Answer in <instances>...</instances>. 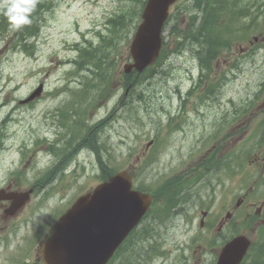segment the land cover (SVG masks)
<instances>
[{
	"label": "rangeland",
	"instance_id": "obj_1",
	"mask_svg": "<svg viewBox=\"0 0 264 264\" xmlns=\"http://www.w3.org/2000/svg\"><path fill=\"white\" fill-rule=\"evenodd\" d=\"M262 1L258 2L257 7V11H261L258 24L246 30L248 19L234 23L241 33L246 31L247 35L234 41L230 53L219 57L212 72L204 71L210 75V79L205 80L208 83L202 89L207 91L210 84L215 88L225 77L220 99L224 104L232 100L236 108H247L249 105L257 108L258 102L264 100ZM8 2L0 0V8ZM125 4L130 9L132 5L139 6L137 1L132 0H53L52 5L42 9L44 15L39 34L27 40L28 49L22 48L17 41L20 28L9 25L3 34L0 33V103H5V107L0 109V118L10 114V134L18 142L26 140V158L36 149V158L40 161L23 166L26 172L20 177L28 178L21 183L22 187L30 188L48 169V165L56 161L52 153L46 156L47 143L39 139L45 137L53 142L63 138L59 144L63 146L66 140L73 137L80 120L82 125L75 142L78 143L87 134L96 136L106 163L117 169L132 168L136 185L148 186V183L153 184L161 178L157 177L159 174L178 173L184 167L185 158L194 156L197 151L196 140L194 137L185 138L177 130L178 125L193 131L198 127V133L203 137L212 135L203 129L204 125L211 126L212 117H202L203 123L190 113L186 120L188 123L184 124L181 98L197 79L196 72L200 71V65L191 50L170 53L158 65L162 73L133 88L132 94L120 106L119 100L124 92L120 81L124 76L123 65L129 60L134 22L121 40L117 56L110 57V61L115 59V65L111 66L107 81L103 84L94 81L95 84L91 85L93 80L89 78L93 76H90V71L86 68L79 70L72 62L77 56L76 47L89 44V41L96 43L100 39L99 32L108 31L105 25L108 17ZM187 5H190L188 0H179L171 8L173 15L177 11L180 13L178 27L186 24L188 13H182L180 7ZM173 25L172 18L164 35L165 40L171 42L168 46L170 51L175 48L170 32ZM255 36L258 38L255 39ZM192 71L195 75H191ZM233 73L235 75L232 76ZM40 83L45 84L44 95L36 102L19 105V100L26 98ZM199 91L200 88L196 92ZM136 93H141L143 98L137 99ZM198 94L192 95L191 99L196 98L197 102H188V110L200 109L202 115H214L217 110L201 102ZM61 109V115H67L68 112L67 126L61 125L57 119ZM217 136L222 138V135ZM150 140H154V144L148 151L146 146ZM40 148L44 151H40ZM147 152L148 156L145 157ZM151 155L152 160H149ZM33 174L35 177L29 179ZM100 176L96 154L90 149H83L69 165L68 179L64 180L58 174L50 186L43 185L38 189L24 212L10 221H3L5 227L0 226V264L31 263L34 245L65 209L63 205L70 202L72 197L76 199L80 193L93 188L100 182ZM167 221L164 231H160L165 251L162 258H155L145 264H178L182 259L179 255L189 253L204 254L203 260H206L214 252L211 247L192 243L195 227H188L180 217L175 216ZM137 250L140 251L139 246ZM127 254L126 249L120 251V255ZM123 259V256L117 257L113 264H119Z\"/></svg>",
	"mask_w": 264,
	"mask_h": 264
},
{
	"label": "flooded vegetation",
	"instance_id": "obj_2",
	"mask_svg": "<svg viewBox=\"0 0 264 264\" xmlns=\"http://www.w3.org/2000/svg\"><path fill=\"white\" fill-rule=\"evenodd\" d=\"M260 114L259 119L252 121L247 112L235 118L234 111L225 110L213 126L204 125L203 129L212 135L203 137L198 128L197 134L184 131L185 138L194 137L197 142L196 158L186 157L179 173L157 176L164 177V181L171 180L168 188L181 193L179 210L184 218L193 221L197 236L215 241L217 251L205 264H216L219 246L237 234L245 233L253 238V242L264 236V110ZM235 133L241 136L236 138ZM217 135H222V138ZM47 147L54 152L57 146L52 142ZM236 147L243 156V165L237 174L234 168ZM2 148L3 134L0 130V152ZM59 153L61 158L57 166H65L72 156L67 142ZM9 172L2 173L0 169V189L21 190L22 184L11 179L20 177L21 173ZM9 204L10 201L0 200V213ZM202 257L187 254L181 264H200ZM257 257L264 259V255L249 254V259L241 264H254L253 258ZM36 259H41L40 252Z\"/></svg>",
	"mask_w": 264,
	"mask_h": 264
},
{
	"label": "water",
	"instance_id": "obj_3",
	"mask_svg": "<svg viewBox=\"0 0 264 264\" xmlns=\"http://www.w3.org/2000/svg\"><path fill=\"white\" fill-rule=\"evenodd\" d=\"M175 0H148L132 40L133 63L142 71L153 63L162 46V27ZM41 84L25 101L40 95ZM31 190L26 192L28 199ZM151 197L132 188V175L120 171L80 196L61 216L43 245L45 264H106L146 212ZM23 203V201H22ZM21 203V204H22ZM245 237H236L221 251L218 264H238L248 249Z\"/></svg>",
	"mask_w": 264,
	"mask_h": 264
},
{
	"label": "trees",
	"instance_id": "obj_4",
	"mask_svg": "<svg viewBox=\"0 0 264 264\" xmlns=\"http://www.w3.org/2000/svg\"><path fill=\"white\" fill-rule=\"evenodd\" d=\"M134 1H137L139 6L134 5L131 9L124 8L107 20L108 30L112 35L103 36V43L101 45L96 47H78L79 54L75 60L77 65L81 67L83 64H92L97 69V72H94L97 76L102 79L106 77L107 74L104 72L106 68L103 64H107L106 58L108 53L106 51L113 44V36L118 35L119 32H128V25L139 17V13L145 4V0ZM189 1L191 2L192 9L186 7L188 11H191L188 28L178 32L180 36L177 46H182L188 42L186 44L191 46V49L197 53L200 62L207 65L219 54L227 52L232 43L238 38L240 28L236 27L234 22H239L241 18L248 17V25L252 27L257 24L259 12H261L260 10L257 11L258 2L261 0ZM42 2L43 0H35V7L29 17L31 23L21 27L19 31L20 40H24L26 36L37 34L43 16L41 7L44 3L42 4ZM261 4L264 5V1ZM175 17L177 18L178 16L175 15ZM6 19L7 17L0 16V29L2 30L6 29ZM165 49L166 47H163L161 57L166 56ZM156 72V67H150L144 74L139 75L135 81L140 84L146 78L151 79ZM127 78L132 79L129 76ZM96 150L98 152V149ZM168 205V203H164L162 206L159 205L157 211L162 213L163 208L166 209ZM141 236L139 235L137 240L134 236H130L125 244L127 246L123 249L129 248L130 254L136 257V254L138 255L136 243L140 242ZM125 262L126 264H132L131 259H125Z\"/></svg>",
	"mask_w": 264,
	"mask_h": 264
},
{
	"label": "clouds",
	"instance_id": "obj_5",
	"mask_svg": "<svg viewBox=\"0 0 264 264\" xmlns=\"http://www.w3.org/2000/svg\"><path fill=\"white\" fill-rule=\"evenodd\" d=\"M5 7V16L13 28L19 29L31 23L30 14L35 7V0H9Z\"/></svg>",
	"mask_w": 264,
	"mask_h": 264
}]
</instances>
